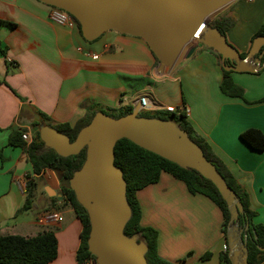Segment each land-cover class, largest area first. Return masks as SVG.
<instances>
[{"label": "crops", "instance_id": "0c3cea01", "mask_svg": "<svg viewBox=\"0 0 264 264\" xmlns=\"http://www.w3.org/2000/svg\"><path fill=\"white\" fill-rule=\"evenodd\" d=\"M49 8L39 0H0V18L14 23L0 26V235L51 230L58 247L56 258L48 264H80L76 250L81 222L72 208L55 210L48 198L58 195L63 183L58 172L47 169L37 177L33 208L19 211L25 196L17 181L33 173L24 150L8 143L9 133L24 127L31 139L40 112L48 118L43 126L72 125L90 108H133L140 96L148 98L149 112H166V106L187 109L194 130L247 191L254 222L264 224V148L254 149L240 137L249 128L264 135V101H258L264 96V68L232 71V80L244 93L243 98L228 96L219 88L221 61L206 46L199 45L186 56L193 45L189 44L171 69L159 73L158 61L142 38L108 30L85 42L76 25L50 22ZM219 11L215 18L234 20L225 33L227 41L239 52H248L251 37L264 22V0H231ZM136 196L140 224L157 231L160 257L184 264L223 263L222 212L208 197L191 194L182 181L163 171ZM54 211L62 214L61 222L38 221ZM234 226L228 235L240 249ZM228 253L232 264V252ZM204 254L209 256L202 258Z\"/></svg>", "mask_w": 264, "mask_h": 264}, {"label": "water", "instance_id": "95a60500", "mask_svg": "<svg viewBox=\"0 0 264 264\" xmlns=\"http://www.w3.org/2000/svg\"><path fill=\"white\" fill-rule=\"evenodd\" d=\"M68 12L79 24L82 37L93 41L105 31L115 30L142 38L157 58L156 70L171 69L183 49L186 56L203 45L221 55V65L236 72H255L250 62L263 46L264 35L256 36L244 58L216 27L208 25L210 14L231 0H39ZM233 63L225 65L224 60ZM264 65V63L262 64ZM141 101L126 115L113 117L97 111L91 121L81 127L73 141L51 126H43L39 136L45 146L59 155L76 154L84 146L86 157L82 166L69 179H63L77 201L87 210L90 231L88 250L97 264H148L143 242L124 234L131 210L126 198L122 169L114 164V144L120 138L154 152L182 167H192L210 179L226 201L230 220L242 210L241 203L225 179L203 155L202 150L185 131L167 119L140 116ZM238 230L237 226H234ZM232 264H249L246 237L238 249L236 240L227 236ZM264 250V247L261 248ZM241 256V257H239Z\"/></svg>", "mask_w": 264, "mask_h": 264}, {"label": "trees", "instance_id": "16d2710c", "mask_svg": "<svg viewBox=\"0 0 264 264\" xmlns=\"http://www.w3.org/2000/svg\"><path fill=\"white\" fill-rule=\"evenodd\" d=\"M74 21L80 32L79 24L75 18ZM233 23L234 20L232 18L223 17L213 19L208 22V25L218 28L225 35L226 31L233 26ZM0 26H14V23L0 18ZM258 35H264V22L259 25L251 37V43ZM208 49L221 61L219 53L210 47ZM262 49L263 46L250 59V62L254 65H256L257 61L259 62V68L255 72L264 68V65H262L264 63V51ZM239 54L241 58H244L247 52H239ZM232 63L229 59L224 60L225 65ZM221 70L222 78L219 84L221 92L228 96L243 98V88L232 80V70H227L222 65ZM258 101H264V96ZM132 109L131 106L108 110L90 108L72 125L68 122H59L52 125L47 123V126L54 127L60 132L65 133L69 137V141H73L79 129L88 124L97 111H102L113 117H119L130 113ZM111 110H113V113H110ZM40 115V120L33 125L34 130L30 141L27 142L21 136L26 130L24 127L12 129L8 136L9 144L18 145L24 150L33 173L29 175L30 179L27 183L24 201L19 211L33 208V204L36 202L34 193L36 178L40 177L45 170L50 169L58 172L61 180L69 179L82 166L86 157L85 146L76 154L67 156L59 155L53 148L45 146L39 136V130L43 126V120H47L48 118L42 112H40ZM143 116L171 120L179 129L185 131L198 144L205 158L220 172L227 185L234 192L235 198L242 205V210L238 211L236 219L230 220V211L226 201L215 184L206 176L192 167H182L133 143L127 138L118 139L114 144V164L122 169L123 179L126 184V198L131 210L123 232L129 237H134L137 242L145 244V257L148 264H184L182 263L183 260L170 262L160 257L156 248L157 231L154 228L140 224L141 209L136 192L144 186L156 182L162 171L182 181L191 194H202L214 202L222 212L225 241L227 242L229 228L233 225L237 226L240 230V239L244 236L246 237L244 245L247 248V260L249 264H263L264 250L261 248L264 247V224L254 222L255 211L250 207L247 191L230 173L224 162L213 152L208 142L194 130L187 120L184 110L180 109L176 112L156 111L152 112L151 115ZM240 137L254 149L262 150L264 148V135L256 128L244 130L240 133ZM48 198L50 206L55 210L61 211L66 207L72 208L74 215L81 222L79 244L76 250L78 263L83 264L84 261H88L89 264H97L96 256L88 250L87 245L90 231L89 216L87 210L77 201L74 191L61 183L58 195ZM57 247V238L54 232L48 229H43L34 235L2 234L0 235V264H48L56 258ZM207 256L209 254H204L202 258H206ZM230 258L228 252L221 253L222 262L226 261L231 264Z\"/></svg>", "mask_w": 264, "mask_h": 264}, {"label": "built area", "instance_id": "2783aa9c", "mask_svg": "<svg viewBox=\"0 0 264 264\" xmlns=\"http://www.w3.org/2000/svg\"><path fill=\"white\" fill-rule=\"evenodd\" d=\"M49 11L47 13V19L57 25L60 26H66V27H74L76 25L74 18L66 11L57 8V7H51L49 6ZM92 58H96V54H91ZM141 101V106H140V110H148L151 108L150 102L148 101V98L146 96H140L139 98H137L136 102ZM184 110V112H187V109L182 106L181 110ZM165 110L167 112H176V108L174 106H166ZM22 138L24 140L30 141V136L25 132L22 133ZM30 179V176L25 173L23 174L19 180L17 181V185L20 189V191L25 194L26 189H27V183ZM63 219V216L60 212L58 211H54V212H49V213H45L41 216H39L38 221L43 224V225H48L50 223H58L61 222ZM222 251L223 252H229V246L226 242H224L222 244ZM83 264H89L88 261H84ZM222 264H230V262H223Z\"/></svg>", "mask_w": 264, "mask_h": 264}, {"label": "rangeland", "instance_id": "374dc122", "mask_svg": "<svg viewBox=\"0 0 264 264\" xmlns=\"http://www.w3.org/2000/svg\"><path fill=\"white\" fill-rule=\"evenodd\" d=\"M220 9H218V10H216L215 12H213L212 14H210L209 15V17H208V19H207V22H210V21H212L215 17H217L218 15H219V11ZM85 42H87V41H85ZM113 110H111V112L110 113H113L112 112ZM140 116H143V115H151L152 114V112H149V111H147V110H139V113H138ZM150 117V116H149Z\"/></svg>", "mask_w": 264, "mask_h": 264}]
</instances>
